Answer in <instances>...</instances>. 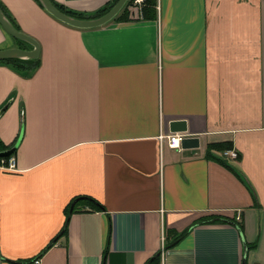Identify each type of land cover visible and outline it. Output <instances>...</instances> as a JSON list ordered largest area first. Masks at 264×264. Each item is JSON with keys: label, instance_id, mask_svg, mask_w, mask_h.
Here are the masks:
<instances>
[{"label": "crops", "instance_id": "crops-1", "mask_svg": "<svg viewBox=\"0 0 264 264\" xmlns=\"http://www.w3.org/2000/svg\"><path fill=\"white\" fill-rule=\"evenodd\" d=\"M0 6L39 44L29 72L0 61V264H264V0H156L93 28ZM10 47L33 48L0 24ZM173 119L197 147L167 144ZM226 142L235 158L207 155Z\"/></svg>", "mask_w": 264, "mask_h": 264}, {"label": "water", "instance_id": "water-1", "mask_svg": "<svg viewBox=\"0 0 264 264\" xmlns=\"http://www.w3.org/2000/svg\"><path fill=\"white\" fill-rule=\"evenodd\" d=\"M38 2L49 14L63 23L77 28H93L110 21L122 9L127 0H116L115 3L106 12L99 16L89 18H78L68 15L59 10L51 0H38ZM0 24L11 36L16 38L17 40L26 42L33 46L32 49H25L20 47L0 49V61L9 58L35 59L38 57L39 44L37 43V41L28 34L16 28L8 18V16L5 14L1 6ZM169 130L171 132L184 134V136L180 140V146L182 148H194L198 146V137L192 135V132L189 131L187 127V121L185 119L171 120L169 122ZM14 149L15 145L11 148L0 150V157L10 155L14 151ZM153 257H151L150 259H153Z\"/></svg>", "mask_w": 264, "mask_h": 264}, {"label": "trees", "instance_id": "trees-1", "mask_svg": "<svg viewBox=\"0 0 264 264\" xmlns=\"http://www.w3.org/2000/svg\"><path fill=\"white\" fill-rule=\"evenodd\" d=\"M51 1L59 10H61L62 12L66 13L68 15H71V16H74V17H78V18H89V17H95V16H99V15L103 14L104 12H106L115 3L116 0H112L111 3L107 4L106 6H103L102 8H100V9L94 11V12H91V13H85V12L70 10V9L65 8L61 4L57 3L55 0H51ZM131 1L132 0H127V2L122 7V9L111 20H113V19H117V20L118 19H125L126 18V12H125L126 5H128ZM155 4H156V0H143L142 1V3H141V11H142L143 16L145 18H154L155 17V14H156V12H155ZM14 26H15V24H14ZM18 41L20 43L23 42V41H20V40H18ZM4 61L11 62L13 65H15L18 69L22 70L23 72H29L32 68H34L37 65L38 58H35V59L9 58V59H5ZM25 61H30V63L26 65V64L23 63ZM231 146H232L231 142L210 143V144H208L207 155H209V156H211L213 158H217L219 161H221V162L226 164V162L223 159L225 157L222 155L223 151L221 152V155H222L221 157L222 158H220V156H218V157L215 156L212 153V150L213 149L224 150V149L230 148ZM0 150H5V148L4 149H0ZM87 200L88 201H92V204L94 203L96 206H98V208L101 207L100 204L96 200L91 199V198H87L86 201ZM72 205H73L72 202H70V204L67 206V208L65 210L66 214H69L68 212L72 211ZM212 220H214V221L215 220H224V218H213ZM239 229L241 230L240 225H239ZM54 239L55 238H53V240ZM51 242H52V240H51ZM157 262H158L157 261V256H155V257H153V259H148L144 264H157Z\"/></svg>", "mask_w": 264, "mask_h": 264}, {"label": "built area", "instance_id": "built-area-1", "mask_svg": "<svg viewBox=\"0 0 264 264\" xmlns=\"http://www.w3.org/2000/svg\"><path fill=\"white\" fill-rule=\"evenodd\" d=\"M143 0H132L128 6L131 9L134 8H139L141 6ZM184 136V134L182 133H171V134H167L166 135V139H167V144L170 147H175L180 149V140L181 138ZM223 156H230L235 158L236 157V153L232 150H224L222 152ZM0 169L3 170H9V171H14L16 170V165H15V159L13 155H9L6 157H0ZM23 264H41V257L40 256H35L29 260H27L26 262H24Z\"/></svg>", "mask_w": 264, "mask_h": 264}]
</instances>
